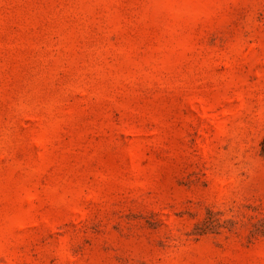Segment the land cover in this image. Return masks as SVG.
Segmentation results:
<instances>
[{
  "label": "rangeland",
  "instance_id": "374dc122",
  "mask_svg": "<svg viewBox=\"0 0 264 264\" xmlns=\"http://www.w3.org/2000/svg\"><path fill=\"white\" fill-rule=\"evenodd\" d=\"M0 264H264V0H0Z\"/></svg>",
  "mask_w": 264,
  "mask_h": 264
}]
</instances>
